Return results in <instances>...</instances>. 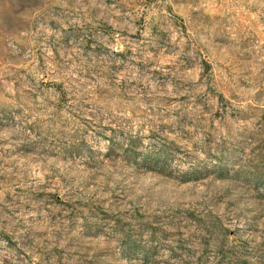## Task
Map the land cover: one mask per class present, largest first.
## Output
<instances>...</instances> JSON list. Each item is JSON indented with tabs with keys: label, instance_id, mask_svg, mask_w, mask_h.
Returning a JSON list of instances; mask_svg holds the SVG:
<instances>
[{
	"label": "rangeland",
	"instance_id": "1",
	"mask_svg": "<svg viewBox=\"0 0 264 264\" xmlns=\"http://www.w3.org/2000/svg\"><path fill=\"white\" fill-rule=\"evenodd\" d=\"M0 264H264V0H0Z\"/></svg>",
	"mask_w": 264,
	"mask_h": 264
}]
</instances>
